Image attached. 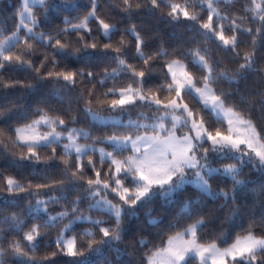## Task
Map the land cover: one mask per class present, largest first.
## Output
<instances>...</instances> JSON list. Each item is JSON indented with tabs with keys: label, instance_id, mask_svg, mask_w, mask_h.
Segmentation results:
<instances>
[{
	"label": "snow or ice",
	"instance_id": "snow-or-ice-1",
	"mask_svg": "<svg viewBox=\"0 0 264 264\" xmlns=\"http://www.w3.org/2000/svg\"><path fill=\"white\" fill-rule=\"evenodd\" d=\"M233 3L234 0H184L183 4L175 0H146V3L143 0H120L115 6L124 13L131 14L134 9L150 4L152 10L168 9L166 15L172 21L178 22L183 17L199 24L198 34L205 42L218 41L217 47L233 53V62H239L234 71L218 70L220 62L213 60L208 48L197 46L189 52L190 63L199 68L201 76L197 77L184 60L172 59L165 64V83L148 87L147 76L152 62L167 56V52L161 49L146 54L144 40L134 24L124 29V33L135 36V54L143 61V68L128 62V44L123 35L118 42L112 41L116 25L99 14L98 0H90L91 6L83 15L64 17V26L49 33L36 31L40 25L36 6L43 8L45 13L63 6L49 3V0H20L14 29L8 34L0 30V70L6 67L32 70L38 79L63 81L65 87L73 88L85 82L92 83L97 76H101L97 83L104 85L108 80L115 81L122 74H128L129 83L124 86L110 87L98 93L96 84H93L91 88L82 87L79 94L84 101L82 111L87 119L121 125L127 131H114L103 138H94L83 128L69 127V120L63 115L51 114L52 109L45 108H37L35 118L27 123L0 127V145L5 149L9 145L19 148V160L38 163L58 159L64 166L60 179L48 178L35 184L31 181L22 183L15 176L0 172V193L39 196L43 190H50L56 192L49 197L50 201L58 203L65 199L67 203L64 193L75 190L91 202L90 210L98 209L109 216V220H100L82 213L76 215L81 202L78 194L72 201L73 217L55 240L56 250L38 259L36 253L43 234L41 229L67 217L68 211L49 216L43 224H32L27 230H24L20 214L12 212L0 218V264H7L6 256L16 258L15 264H43L58 255L71 258L69 264H94V256L101 255L104 249L112 247L113 242L121 240L123 219L135 214V206L157 197H168L185 184H194L202 192L223 197L225 202L231 195L235 204L234 193L244 183L239 178L242 166L251 164L264 170V132L258 130L252 118L257 108L264 116V87H258L248 100L242 99L245 107L238 108L236 104H229L231 94L218 92L216 84L223 80H246L251 73H256L264 81V67H257L256 61L258 38L264 43V0H244L240 9L242 14L229 16L220 5ZM75 7L73 5L72 10ZM205 11L207 18L203 19ZM91 22H95L97 31L108 42L101 45L96 38L86 39L85 34L91 36L93 32ZM244 34L251 37V51H244L241 55L240 46L244 41L240 37ZM73 35L78 39L73 40ZM38 45L52 50L46 52L39 67L31 59ZM101 47L105 53H115L114 56H105L115 63V67L109 70L106 65L101 75L87 66H70L79 61L82 53L91 58L88 49ZM66 60L69 62L65 63ZM48 65L51 68L42 71ZM0 84L4 87L25 86L21 81L5 83L2 76ZM26 86L32 87L31 84ZM186 97L202 107L190 106ZM96 105L100 106L99 109ZM135 107L147 108L153 114L149 116L141 112L137 120L129 119L125 123L120 117ZM5 114L6 111L0 109V117ZM77 119L76 115L71 116V123H76ZM225 122L226 130L222 127ZM181 130L184 131L178 135ZM141 131L144 134H140ZM81 139H91L92 143H80ZM98 143L110 146L112 150L97 148ZM47 148L51 149V154L42 156L41 150ZM58 148L61 149L59 153ZM129 150V155H123ZM97 152L99 167L94 159ZM217 159L237 163L216 168L213 162ZM214 178L230 180L232 192L220 189L213 194L210 181ZM41 205L46 212L47 202L40 199L30 205L29 210L38 212ZM74 220H88L93 227H98L101 238L97 240L92 230L66 237L65 231ZM203 224L202 218L197 219L169 235L162 246L145 253L146 264H193L194 261L198 264H264V234L257 235L253 226L245 234L237 235L226 247H221L216 240L201 242L198 233ZM2 225L23 234L7 239ZM261 227H264V219ZM83 240L87 241L86 247L81 243ZM140 243L147 246L143 240Z\"/></svg>",
	"mask_w": 264,
	"mask_h": 264
},
{
	"label": "trees",
	"instance_id": "trees-1",
	"mask_svg": "<svg viewBox=\"0 0 264 264\" xmlns=\"http://www.w3.org/2000/svg\"><path fill=\"white\" fill-rule=\"evenodd\" d=\"M143 2L146 3V0H143ZM175 2L183 4L184 0H175ZM49 3L59 4L63 7L45 13L43 8L36 6L37 16L40 20V25L36 28L37 32H54L57 28L64 26V17L71 18L83 15L91 6L90 0H49ZM117 3H120V0H98L99 14L108 22L116 25L117 30L112 36L113 42H118L122 35L127 41L126 53L129 63L136 64L139 68L144 67L143 61L139 60L135 54V36L124 33V29L130 28L133 24L144 40L143 47L146 54L150 55L161 49L167 52V56H161L152 62L151 70L147 76L148 87L165 83L167 71L165 64L172 59L184 60L189 63L190 70L197 77L201 76L202 73L199 68L190 63L192 58L189 52L197 46L208 48L213 60L220 62L218 70L227 69L231 72L238 67L239 62H233L235 59L234 54L217 47L218 41H204L203 37L198 34L199 24L186 21L183 17L178 22L172 21L166 15L168 9L152 10L150 4L142 6L138 10L134 9L131 14L124 13L115 6ZM243 3L244 0H234L232 5L221 4L220 7L222 11L231 16L233 13L242 14L240 9ZM73 5L76 6L74 10H72ZM19 7L20 0H0V30H3L5 34L10 33L18 22L16 11ZM202 18H207L206 11L202 14ZM90 26L93 32L91 36L85 34L86 39L96 38L101 45L108 42L97 31L95 22H91ZM252 27L254 28L255 25H252ZM21 35H23V32H21ZM72 39L76 40L78 38L73 35ZM240 39L244 41L240 46L241 55H243L244 51H251V37L244 34L241 35ZM51 51L50 48L46 49L38 45L31 59L39 67L46 52L51 53ZM87 51L92 54L91 58L82 53L79 61L70 66L75 68L87 66L93 71L101 73V75L106 65L109 70L111 67H115L113 61L105 59L106 55L114 56L115 53L111 51L105 53L102 47L97 50L88 49ZM256 61L257 67H264V43L259 38L256 48ZM68 62L65 61V63ZM61 67H63V64ZM50 68L51 65H48L42 71L46 72ZM0 76L3 77L5 83L21 81L25 85L4 87L3 84H0V109L6 111L5 116L0 117V127H14L18 124L27 123L35 118L34 113L37 108H45L52 109L51 114L63 115L69 120V127L88 130L94 138H103L114 131H127L121 125L102 124L87 119L82 111L85 106L84 101L79 98V94L82 87L91 88L93 84H96L98 93H103L110 87L124 86L129 83L128 74H122L115 81L108 80L104 85L97 83L101 78V76H97L92 83L85 82L83 85L78 84L74 88L72 86L65 87L63 81L57 83L53 80L38 79L34 71L20 68L6 67L0 70ZM28 84H31L32 87H27ZM258 87H264V81L256 73H251L246 80L233 82L223 80L216 84L218 92L224 91L231 94L229 104H236L238 108L245 107L241 100H248L251 93L255 92ZM185 100L194 108L199 109L202 107L191 98L186 97ZM95 107L99 109L100 106L96 105ZM9 109L10 111H8ZM141 112L149 116L153 114L147 108L135 107L129 112H125L123 116L137 120ZM73 115L78 117L74 124L71 123V116ZM252 118L258 125V130L264 132V116L261 115L258 108L253 111ZM215 126L213 124V127ZM222 127L226 130V123ZM81 141L85 140L81 139ZM106 147L109 148L110 146ZM57 151L59 153L61 149L58 148ZM126 152L129 153L130 150ZM19 153V148L9 145L5 149L4 145H0V172H3L6 176H15L25 184L29 181L35 184L48 178H61L64 166L58 159L38 163L21 161L18 158ZM50 154V148L41 150L42 156ZM212 156H215V154H212ZM94 159L97 160V167H99L98 153L95 154ZM86 161L87 157H85V163ZM229 162L237 163L235 160L217 159L213 162V165L220 166ZM104 168L107 170V164L104 165ZM89 174L92 173L89 172ZM239 178L244 183L238 186V190L234 193L235 204L232 202L231 195L229 200L225 202L223 197L209 195L200 191L194 185L185 184L171 196L157 197L148 203L135 206V214L125 216L123 219L121 240L113 242L112 247L104 249L101 255L94 256L92 258L94 264H146L145 253L147 251L154 250L156 246H162L169 235L201 218L204 220V224L198 233L201 242L216 240L219 246H227L233 242L237 235L245 234L250 226H253L257 235L264 234V227H261V221L264 219V170L253 167L251 164L243 165ZM210 183L213 194L218 193L220 189L232 192L230 180L214 178ZM55 194L56 192L50 190H43L39 196L30 195L29 193H0V218L10 215L12 212L19 213L24 221V230H27L32 224H43L49 216H56L60 212L68 211L69 215L67 217L62 220L58 219L49 227L41 229L43 234L40 237L38 252L36 253L38 259L56 250L55 240L64 225L72 219V201L76 199L78 194L81 196V202L78 204L79 211L76 215L81 213L83 215L91 214L96 219L109 220L107 213H103L98 209H89L91 202L84 198L83 193H77L75 190L64 193L67 203L65 199H61L58 203L50 201L49 197ZM37 199L47 202L46 212L43 211V205H41L42 209L38 212L29 210V206L35 205ZM2 227L7 239L23 234L22 232L17 234L14 230H10L8 225H2ZM85 230H92L97 240L102 236L98 227H93L89 221L85 220H74L65 233L69 236L82 235ZM7 239L3 241L5 246L7 245ZM142 240L146 242V247L140 243ZM81 243L85 247L87 246L86 240L81 241ZM5 259L7 264H15L16 258L6 256ZM70 260L71 258L67 256L58 255L47 262H43V264H69ZM193 264H198V261H194Z\"/></svg>",
	"mask_w": 264,
	"mask_h": 264
},
{
	"label": "rangeland",
	"instance_id": "rangeland-1",
	"mask_svg": "<svg viewBox=\"0 0 264 264\" xmlns=\"http://www.w3.org/2000/svg\"><path fill=\"white\" fill-rule=\"evenodd\" d=\"M104 115H108V113H103ZM113 115H118V114H116V113H114ZM125 123L129 120V119H131V120H135V119H132V118H129V117H124L123 115L120 117ZM98 123H102V122H98ZM226 123V122H225ZM102 124H106V123H102ZM84 129V128H83ZM226 129H227V123H226ZM85 130V129H84ZM85 131H87L88 132V130H85ZM184 130H181V132L180 133H178V135L179 134H182V132H183ZM140 134H144L143 133V131H141V133ZM149 134H151L150 132H149ZM80 143H92V140H89V141H81L80 140ZM96 147L97 148H99V147H106L105 146V144H97L96 145ZM106 150H108V151H111L112 149H111V147H106ZM98 153V155H99V152H97ZM130 154V152L129 153H123V155H129ZM238 155V154H237ZM245 159H247V157H245ZM229 163H234V162H229ZM225 164H227V163H225ZM223 165H220V166H217V165H213V167H216V168H220V167H222ZM189 184H191V183H189ZM191 185H194V184H191ZM195 186V185H194ZM173 194V193H172ZM171 194V195H172ZM170 195V196H171ZM109 198L110 199H112V196H109ZM118 199V198H117ZM113 202H116V200H114ZM40 208L42 209V207L40 206ZM85 216H91L93 219H96L94 216H92L91 214H85ZM85 221H88V220H85ZM65 236L66 237H71V236H69V235H67L66 233H65ZM222 247V246H221ZM223 247H226V246H223Z\"/></svg>",
	"mask_w": 264,
	"mask_h": 264
}]
</instances>
